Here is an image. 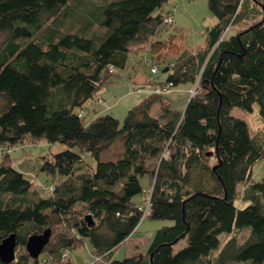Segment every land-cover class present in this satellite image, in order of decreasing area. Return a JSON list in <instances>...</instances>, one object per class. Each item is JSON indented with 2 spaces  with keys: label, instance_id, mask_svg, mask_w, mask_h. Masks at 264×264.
Here are the masks:
<instances>
[{
  "label": "trees",
  "instance_id": "16d2710c",
  "mask_svg": "<svg viewBox=\"0 0 264 264\" xmlns=\"http://www.w3.org/2000/svg\"><path fill=\"white\" fill-rule=\"evenodd\" d=\"M72 1L0 0L6 35L0 153L27 138L68 146L43 157L41 169L62 176L48 197L11 165L9 152L2 154L0 242L15 233L19 248L48 228L51 236L44 257L23 250L0 264H72L62 255L87 241L103 264H263L264 175L255 181L253 170L264 159V125L251 134L231 110L253 111L258 103L264 120V0H208L216 23L205 44L182 51L163 80L175 86L198 81L200 90L184 111L173 108L167 94L149 93L122 120L102 114L87 123L85 103L117 68H126L132 47H154L166 17L158 9L167 0L82 1L79 27L63 30L76 11ZM247 18L254 21L228 35ZM117 141L120 154L103 159ZM86 152L96 160L94 169L83 159ZM149 200L151 214L144 216L140 206ZM237 200L248 204L239 207ZM148 217L173 223L158 228L143 249L115 258L113 251ZM246 227L244 240L231 236L221 245V234ZM182 239L185 245L175 250Z\"/></svg>",
  "mask_w": 264,
  "mask_h": 264
},
{
  "label": "rangeland",
  "instance_id": "374dc122",
  "mask_svg": "<svg viewBox=\"0 0 264 264\" xmlns=\"http://www.w3.org/2000/svg\"><path fill=\"white\" fill-rule=\"evenodd\" d=\"M82 1L90 3L92 1L97 2L98 0H73L72 7L75 8L76 11H73V20L69 24H67V21H63V30L67 29L70 25H76L79 27L80 22H78V19L85 15L84 12H80V9L84 8L83 4L80 3ZM251 5H253V2ZM87 7L89 8L90 4ZM158 10L159 12L165 14L170 21H166L164 19L166 26L163 24L161 32L156 35L155 39L157 40L154 42V47H152V44L150 43H140L134 45L132 47V54L130 55L126 68H117L114 74L109 75L110 78L107 83L98 92V94H102L108 105H113L117 102V110L114 111L112 106L108 109V112L113 111V113L117 116H121V120L124 118L128 109L125 114L122 113V115H119L121 114L119 112H121V110H125L124 108L133 107L144 97L141 92V95H138V90L142 91L143 88L148 87L153 82L154 84L150 85V93H154V87L158 86V82L163 81H158V79L161 78L164 72H167L168 69L172 67V60L184 50L197 51L200 47H202L205 44L208 28L212 27L216 23L215 17L209 11L208 0H167ZM253 21V18H247L241 21L238 25L232 27L230 31H228V35L234 33L236 29L245 28ZM71 28L75 29L76 27L73 26ZM92 30L94 31V29ZM5 41V33L0 32V47L5 43ZM154 67L159 68L156 73L152 72V68ZM165 82L163 81V83ZM184 88H187V101L185 103V99H182L184 98L183 92L182 98H180L181 96H179V94L181 92L178 93L177 91V89ZM195 89L196 91H194ZM199 90L200 85L195 82L181 83L176 86L172 85L168 91H174L173 94L176 93V95H173L174 102L172 103V106L178 110L184 111L188 100ZM193 91L195 92L194 94H192ZM168 92H162L159 94H168ZM102 96H95V98L90 100L88 103L90 104L92 101H96L103 104ZM3 103L4 100L0 96V109ZM88 107V105H85V117L83 118L85 123H87L91 118V112L88 111ZM231 113L234 116L243 118L248 122L251 134H255L260 127L264 125V120L259 113L258 103L254 104L253 111H247L240 107H233ZM119 143L120 142L117 141L112 146V150L109 149L104 152L102 156L103 159L115 158L118 156L120 154ZM66 148H68V146L61 142L49 143L45 138L36 140L27 138L10 147L4 146L2 148V152H4L5 155L9 152L11 165L25 174V176L32 182V186L38 190L41 196L48 197L52 194L51 186L54 187V183H58L62 179V176L48 175L45 171H43L41 169L43 157L47 156L51 158L53 154ZM74 150L76 152L79 151L78 148H74ZM2 154L3 153H0V162L2 161V157L5 156L4 154L2 156ZM82 155L85 162L94 169L96 165L95 158L87 152ZM211 161L213 162L214 160L211 159ZM263 175L264 159L254 167L253 179L255 181H260L262 180ZM146 177L148 181L145 178H142V182L148 185L150 181L147 175ZM242 187L243 184H239L238 189L241 190ZM142 199L143 194L135 197L136 201H142ZM241 203L242 200L236 201V204L239 207H243L248 204L245 203L244 205L243 203V205H241ZM172 223L173 222L168 219L157 220L149 217L141 220L133 232L130 240L116 251L115 258H124L125 256L131 254L129 252H132L135 248H138V246L143 249L147 242L153 238L158 228H161L164 225H171ZM248 231H250V228L246 227V230L234 229L231 233L221 234V245H223L231 236H236L238 240L241 241L244 240L248 235ZM185 243L186 239H182L174 245V249L178 250L184 246ZM91 249V244L87 241L84 245H81L71 251H64L65 253L62 255L61 260L69 257L72 264H103L101 256H95L91 252ZM23 250H27L25 246L16 248V258ZM217 253L218 252L215 251L214 255ZM39 257H44L42 252Z\"/></svg>",
  "mask_w": 264,
  "mask_h": 264
},
{
  "label": "water",
  "instance_id": "95a60500",
  "mask_svg": "<svg viewBox=\"0 0 264 264\" xmlns=\"http://www.w3.org/2000/svg\"><path fill=\"white\" fill-rule=\"evenodd\" d=\"M91 218L90 215L87 216ZM51 236V229H46L42 233L30 235L26 241L27 252L33 258H38L43 251L44 246L48 243ZM18 245L16 234L12 233L0 242V259L9 263L16 259V247Z\"/></svg>",
  "mask_w": 264,
  "mask_h": 264
},
{
  "label": "crops",
  "instance_id": "0c3cea01",
  "mask_svg": "<svg viewBox=\"0 0 264 264\" xmlns=\"http://www.w3.org/2000/svg\"><path fill=\"white\" fill-rule=\"evenodd\" d=\"M196 48V47H195ZM167 72H164V74L161 76V78L160 79H158V81H160V80H164L165 78H166V76H167ZM152 84H154V83H152ZM152 84H150V85H152ZM142 86H144L143 84H141ZM140 85V86H141ZM148 86V87H145V88H143V90L141 91V93H143L142 95H144V96H146L147 94H149L150 93V87L151 86ZM177 91H178V93L179 92H181L180 94H179V96H181L180 98H182V92H183V96H184V98H182V99H185L184 100V103L187 101V88H184V89H177ZM173 92L174 91H170V92H168V97L170 98V103H171V106H172V103L174 102V98H173V95H176V93H174L173 94ZM176 92V91H175ZM98 95H101L102 96V94H97V96ZM138 95H141L140 93H138ZM102 99H103V104H101V103H99V102H96V101H92L90 104L87 102V103H85V105H88L89 107H88V111L89 112H91V118H90V120H92L93 118H95V117H97V116H99V115H102V114H113V115H115L116 117H118V118H120L121 119V116L119 117V116H117L116 114H114L113 113V111L112 112H108V109H110L112 106H113V108H114V111H116L117 110V102H115V104H113V105H108L107 104V101L104 99V97L102 96ZM141 100V99H140ZM139 100V101H140ZM138 101V102H139ZM105 104V105H104ZM173 107V106H172ZM116 108V109H115ZM174 108V107H173ZM125 110H121V112H119V113H121V114H119V115H122V113H124L125 114V112L127 111V109H129V108H124ZM158 110H159V104H155L154 106H153V108H152V111H153V113H157L158 112ZM123 111V112H122ZM108 112V113H107ZM82 114L84 115L85 114V111H83L82 112ZM89 120V121H90ZM114 145V144H113ZM112 145V146H113ZM110 147L109 149H111L112 150V148L113 147ZM119 148H120V150H119V153H120V151L122 150V144H121V142L119 143ZM108 149V150H109ZM107 150V151H108ZM106 152V151H105ZM147 181H148V179L146 178V177H144ZM148 183V182H147ZM144 185H146L145 183H143ZM133 234V233H132ZM132 234L129 236V237H127L126 238V240L122 243V244H120L114 251H113V256L115 257V253H116V251L119 249V248H121V246H123L124 244H126L129 240H130V238L132 237ZM137 246V245H136ZM135 246V247H136ZM91 248H92V246H91ZM142 248L140 247V246H138V248H135L132 252H129V253H131V254H133L134 252H136V251H139V250H141ZM92 250V249H91ZM92 252V251H91ZM130 255V254H129Z\"/></svg>",
  "mask_w": 264,
  "mask_h": 264
},
{
  "label": "built area",
  "instance_id": "2783aa9c",
  "mask_svg": "<svg viewBox=\"0 0 264 264\" xmlns=\"http://www.w3.org/2000/svg\"><path fill=\"white\" fill-rule=\"evenodd\" d=\"M165 20L166 21H170L168 17H166ZM158 69H159L158 67H154V68H152V72L153 73H156L158 71ZM114 71H115L114 66H110L109 67V72H114ZM195 83H198V81H195ZM172 85H173L172 82H165L163 84H160L158 86H155L154 89H153V92L154 93L168 92L170 90V87ZM194 91H196V89ZM194 91H193L192 94L195 93ZM140 92L141 91L138 90V93H140ZM52 188H53V186H51V189ZM140 209L143 211L144 216L150 215L151 214V204H150V200L146 204L140 206Z\"/></svg>",
  "mask_w": 264,
  "mask_h": 264
}]
</instances>
